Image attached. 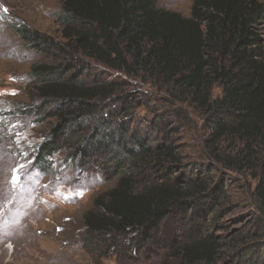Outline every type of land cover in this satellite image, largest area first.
I'll use <instances>...</instances> for the list:
<instances>
[{"label":"trees","instance_id":"1","mask_svg":"<svg viewBox=\"0 0 264 264\" xmlns=\"http://www.w3.org/2000/svg\"><path fill=\"white\" fill-rule=\"evenodd\" d=\"M56 15L63 40L26 24L13 27L26 47L53 58L30 72L50 102L40 114L56 120L35 164L52 167L65 149L80 166L98 167L115 181L84 213L86 249L102 254L131 235L134 250L162 256L161 264H216L225 245L205 230L226 210L224 196L210 195L211 183L199 173L176 177L174 145L136 141L128 124L99 116L98 106L123 91L118 81L82 73L95 63L145 78L209 114V148L230 138L242 144L236 155L220 153L217 160L257 169L256 150L264 153V2L193 0L186 16L156 0H63ZM216 85L221 97L213 95ZM256 192L264 206V175ZM178 217L175 231L163 233L162 225Z\"/></svg>","mask_w":264,"mask_h":264},{"label":"rangeland","instance_id":"2","mask_svg":"<svg viewBox=\"0 0 264 264\" xmlns=\"http://www.w3.org/2000/svg\"><path fill=\"white\" fill-rule=\"evenodd\" d=\"M156 1L160 8L191 14L193 0ZM62 2L0 0V264H161L162 256L134 250L131 235L119 237L110 250L101 249L104 255L86 249L84 213L99 193L115 185L102 170L80 166L65 149L54 155L52 167L35 164L56 120L40 114L50 102L40 97L30 72L53 58L26 47L13 25L26 24L63 40L56 15ZM82 77L118 81L123 92L103 101L97 114L128 124L136 141L174 145L180 165L176 177L183 181L199 173L210 181V195L224 196L226 210L212 216L216 222L205 230L225 245L216 264H264V206L256 192L264 153L256 150L257 169L237 170L230 163L228 168L218 155H236L242 144L230 138L219 149L209 148L214 127L203 110L175 101L143 77L101 64L85 66ZM213 95L222 96L220 85ZM180 219L165 222L162 232H174Z\"/></svg>","mask_w":264,"mask_h":264}]
</instances>
